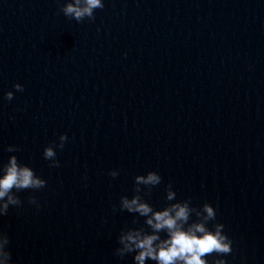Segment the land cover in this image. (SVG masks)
<instances>
[{"label": "water", "instance_id": "1", "mask_svg": "<svg viewBox=\"0 0 264 264\" xmlns=\"http://www.w3.org/2000/svg\"><path fill=\"white\" fill-rule=\"evenodd\" d=\"M63 2L0 0V161L46 181L0 217L14 264H134L114 250L143 217L133 225L119 198L149 170L154 208L171 183L216 210L226 264H264V0H102L81 22Z\"/></svg>", "mask_w": 264, "mask_h": 264}, {"label": "clouds", "instance_id": "2", "mask_svg": "<svg viewBox=\"0 0 264 264\" xmlns=\"http://www.w3.org/2000/svg\"><path fill=\"white\" fill-rule=\"evenodd\" d=\"M102 0H64L60 11L65 17L81 22L85 18L94 20V11L102 9ZM126 55V54H125ZM16 91H23L19 83L13 84ZM4 98L11 101L12 91H6ZM68 140L66 134L58 137L56 148L62 149ZM15 145H7L5 151H19ZM42 155L49 161L50 167H59L56 151L52 146H45ZM108 175L115 178L118 171L109 170ZM161 176L153 170L133 177V194L131 197L121 195L119 209L135 214L132 224L138 223L136 217H143V224L138 227L125 226L117 237L118 247L114 254L123 258L133 254L134 264H145L146 260L155 264H226L223 256L232 252V240L223 231L224 225L216 221V210L208 202L199 207L191 204V198L176 200V193L169 183L165 187L163 207L156 209L145 200L151 195V189L161 183ZM46 186V181L35 174L28 165L18 161L15 155H9L7 161H0V217L6 216L9 207H20L22 200L17 193ZM143 193V194H142ZM28 203H39L36 197L29 196ZM116 210V206H113ZM194 217V219H192ZM212 222L211 228L209 223ZM147 226V230L145 228ZM164 233L162 237L160 234ZM10 238L6 230L0 229V264H14L9 248ZM211 262L206 257L213 256Z\"/></svg>", "mask_w": 264, "mask_h": 264}]
</instances>
